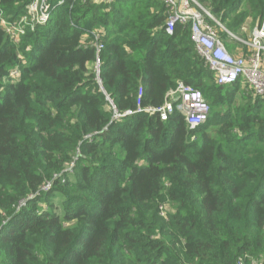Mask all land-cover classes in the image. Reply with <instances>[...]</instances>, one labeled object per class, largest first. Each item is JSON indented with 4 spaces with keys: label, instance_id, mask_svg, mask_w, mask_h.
Masks as SVG:
<instances>
[{
    "label": "trees",
    "instance_id": "trees-1",
    "mask_svg": "<svg viewBox=\"0 0 264 264\" xmlns=\"http://www.w3.org/2000/svg\"><path fill=\"white\" fill-rule=\"evenodd\" d=\"M47 1L18 42L0 25V264H264V96L217 84L163 0ZM197 1L228 30L264 18V0ZM178 82L210 106L197 127L114 116Z\"/></svg>",
    "mask_w": 264,
    "mask_h": 264
},
{
    "label": "built area",
    "instance_id": "built-area-1",
    "mask_svg": "<svg viewBox=\"0 0 264 264\" xmlns=\"http://www.w3.org/2000/svg\"><path fill=\"white\" fill-rule=\"evenodd\" d=\"M94 2L110 3L114 0H93ZM168 8L165 21V30L172 33L176 23H189L191 40L198 55L213 73L214 79L219 85L232 84L241 79L252 90L255 95L264 96V66L262 52L264 51V18L262 23L251 32L248 45V54L230 53L221 38L216 26L208 22L210 18L232 37V32L225 29L223 25L204 8L197 0H163ZM63 0H59L58 4ZM51 6L47 0H31L22 14L16 21H9L1 18L0 25L9 35L13 42H18L19 36L24 33L23 24H29L33 28L36 24H44L50 15ZM98 39V34L96 35ZM102 48L101 44H96V51ZM15 72H12V74ZM141 89L138 93V103L140 102ZM210 106L204 99L202 93L189 85L178 82L177 85L169 89L164 102L159 107H145L138 105L135 110H126L120 114L114 111L115 117L130 115L136 112L145 111L157 114L160 120H166L175 111L183 115L187 126L193 129L207 119Z\"/></svg>",
    "mask_w": 264,
    "mask_h": 264
},
{
    "label": "rangeland",
    "instance_id": "rangeland-1",
    "mask_svg": "<svg viewBox=\"0 0 264 264\" xmlns=\"http://www.w3.org/2000/svg\"><path fill=\"white\" fill-rule=\"evenodd\" d=\"M257 23L258 22L254 23V21L252 20V17L248 16L243 21L241 26L236 27V28L230 27L231 31L230 30L229 31L232 32L235 37H232L227 31L223 30L216 23H215V26L218 30L219 37L221 38V40L223 41L224 45L229 50V52L233 54L240 53V54L246 55L249 53L248 52L249 47L244 42L250 40L252 30L260 25V24L258 25ZM223 27L227 29L224 25ZM262 59H263V66H264V51L262 52Z\"/></svg>",
    "mask_w": 264,
    "mask_h": 264
}]
</instances>
